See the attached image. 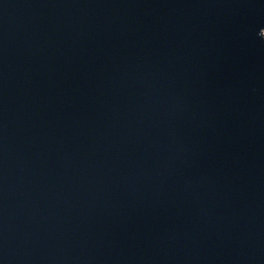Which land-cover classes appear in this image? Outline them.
<instances>
[{
    "label": "water",
    "instance_id": "95a60500",
    "mask_svg": "<svg viewBox=\"0 0 264 264\" xmlns=\"http://www.w3.org/2000/svg\"><path fill=\"white\" fill-rule=\"evenodd\" d=\"M0 264H264V0H0Z\"/></svg>",
    "mask_w": 264,
    "mask_h": 264
}]
</instances>
